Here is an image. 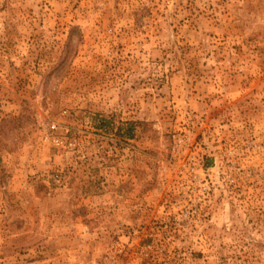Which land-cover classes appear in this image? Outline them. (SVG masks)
<instances>
[{
  "label": "rangeland",
  "instance_id": "374dc122",
  "mask_svg": "<svg viewBox=\"0 0 264 264\" xmlns=\"http://www.w3.org/2000/svg\"><path fill=\"white\" fill-rule=\"evenodd\" d=\"M134 257L264 264V0H0V264Z\"/></svg>",
  "mask_w": 264,
  "mask_h": 264
},
{
  "label": "built area",
  "instance_id": "2783aa9c",
  "mask_svg": "<svg viewBox=\"0 0 264 264\" xmlns=\"http://www.w3.org/2000/svg\"><path fill=\"white\" fill-rule=\"evenodd\" d=\"M52 128H55V124L52 125ZM119 253H120V254H127V252H124V248H123V247H121V248L119 249ZM146 254H147V253H146ZM135 258H137V257H134V258H133V263H132V264H143L142 259H140V261L136 263V262H135Z\"/></svg>",
  "mask_w": 264,
  "mask_h": 264
}]
</instances>
